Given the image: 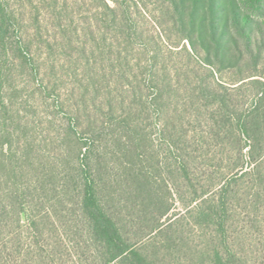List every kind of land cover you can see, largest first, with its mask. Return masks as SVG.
I'll use <instances>...</instances> for the list:
<instances>
[{"label": "rangeland", "instance_id": "rangeland-1", "mask_svg": "<svg viewBox=\"0 0 264 264\" xmlns=\"http://www.w3.org/2000/svg\"><path fill=\"white\" fill-rule=\"evenodd\" d=\"M112 6L0 0V264H264V57L197 58L152 7ZM86 164L128 239L111 263Z\"/></svg>", "mask_w": 264, "mask_h": 264}, {"label": "trees", "instance_id": "trees-1", "mask_svg": "<svg viewBox=\"0 0 264 264\" xmlns=\"http://www.w3.org/2000/svg\"><path fill=\"white\" fill-rule=\"evenodd\" d=\"M111 1L113 6L109 7V11L113 19H117L118 12L125 13L124 0ZM133 1L144 13H151L149 7H152L159 25H170L181 42L190 43L193 56L197 58L201 56V51L207 54L209 61L215 59L221 63L232 60V56H235L238 63L243 62L245 57H250L257 67L264 57V0ZM233 51L237 53L232 54ZM253 77L260 76L251 75L247 78ZM244 80L245 78L239 83ZM253 81L262 86V91L254 100L255 112H258L264 107V83ZM93 150L94 148L89 147L87 155H91ZM84 167L82 207L94 242L107 251L111 263L125 257L128 252V239L120 223L107 209L101 182L93 173L91 165L86 164ZM132 255L136 259L134 264H151L142 255Z\"/></svg>", "mask_w": 264, "mask_h": 264}]
</instances>
